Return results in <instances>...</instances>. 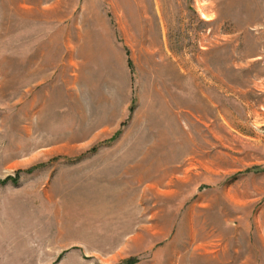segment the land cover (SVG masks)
<instances>
[{"label":"rangeland","instance_id":"rangeland-1","mask_svg":"<svg viewBox=\"0 0 264 264\" xmlns=\"http://www.w3.org/2000/svg\"><path fill=\"white\" fill-rule=\"evenodd\" d=\"M0 264H264V0H0Z\"/></svg>","mask_w":264,"mask_h":264}]
</instances>
